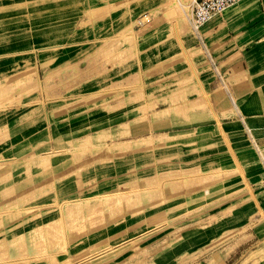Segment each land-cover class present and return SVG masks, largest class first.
<instances>
[{"label": "rangeland", "instance_id": "rangeland-1", "mask_svg": "<svg viewBox=\"0 0 264 264\" xmlns=\"http://www.w3.org/2000/svg\"><path fill=\"white\" fill-rule=\"evenodd\" d=\"M189 2L0 0V264H264L263 174L239 121L253 42L224 35L256 14L264 31L261 0L199 33Z\"/></svg>", "mask_w": 264, "mask_h": 264}, {"label": "crops", "instance_id": "crops-1", "mask_svg": "<svg viewBox=\"0 0 264 264\" xmlns=\"http://www.w3.org/2000/svg\"><path fill=\"white\" fill-rule=\"evenodd\" d=\"M250 9H252L253 11H258L263 15L264 0H261L260 5H256V3L252 4ZM258 22L259 18L257 14L246 19L242 18L241 16L233 18L228 23H225L224 35L228 36L227 39L232 36H251V41L253 43L251 48L247 49L248 51L246 52L242 61L241 70V73L243 75L242 78L247 79V82H249V84L251 85V89L242 98L241 108L242 110L246 111H254V113L244 115L239 112V121L242 127L245 124L254 132V134H256L259 139H262L264 137V134H258L248 125L249 122L254 121L261 127L260 131L264 132V31H257L259 25ZM235 44H237V42ZM211 51L214 52L215 50ZM211 82H213V85L215 83L217 85V82H215L213 79L211 80ZM217 87H219V82ZM205 94H208L206 91V86L204 95ZM231 98V103H233L234 100L236 104L235 97ZM226 261L227 259L224 258L223 262L225 263ZM206 264L208 263L206 262Z\"/></svg>", "mask_w": 264, "mask_h": 264}, {"label": "built area", "instance_id": "built-area-1", "mask_svg": "<svg viewBox=\"0 0 264 264\" xmlns=\"http://www.w3.org/2000/svg\"><path fill=\"white\" fill-rule=\"evenodd\" d=\"M241 1L243 0H190L188 5L182 4V10L190 28L194 32H198L215 14L230 9ZM209 57L212 61L211 56ZM219 81L222 86L224 85L223 87L226 86L222 78ZM243 130L258 158L262 169V180L264 184V137L259 139L245 124L243 125Z\"/></svg>", "mask_w": 264, "mask_h": 264}, {"label": "bare ground", "instance_id": "bare-ground-1", "mask_svg": "<svg viewBox=\"0 0 264 264\" xmlns=\"http://www.w3.org/2000/svg\"><path fill=\"white\" fill-rule=\"evenodd\" d=\"M177 1V0H176ZM179 1V0H178ZM173 2V1H172ZM177 3V2H176ZM180 3V2H179ZM183 3V2H182ZM173 4V3H172ZM186 4V3H185ZM176 5V4H175ZM172 6H174V5H172ZM171 6V10L169 11V16H171L172 18H175L176 19V17H177V12H176V8L175 7H172ZM174 8V9H173ZM177 13V14H176ZM168 14H166V15H168ZM194 33V32H193ZM196 33H199V32H196ZM195 33V34H196ZM233 104L235 105V107H236V109H237V111H239V109H238V107L236 106V104H235V102H234V100H233ZM222 124V123H221ZM227 130L226 129H224V128H222V133L224 134V135H226L227 133ZM232 149V148H231ZM232 152V156L234 157V164L235 165H239L240 163H239V161H238V159H237V157L235 156V153H234V151H231ZM87 200H90V201H93V199H91V198H84V199H77V200H69V201H66L65 203H64V206H62L61 208H63V207H70V208H72V210L75 208V209H79L80 210V207L82 206V204H83V202L84 201H87ZM62 204V203H61ZM67 210V209H66ZM41 228V227H40ZM40 229H37V228H35V227H32V226H28V227H25V228H23V229H21L20 231H19V233H20V236L21 237H24L25 236V238L26 237H29V236H32V237H34V238H42V235H41V233H40V231H39Z\"/></svg>", "mask_w": 264, "mask_h": 264}]
</instances>
